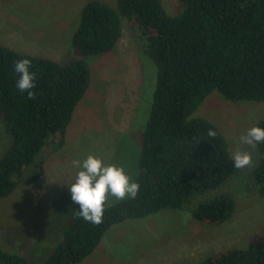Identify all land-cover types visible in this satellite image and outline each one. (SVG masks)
I'll list each match as a JSON object with an SVG mask.
<instances>
[{
	"label": "trees",
	"instance_id": "1",
	"mask_svg": "<svg viewBox=\"0 0 264 264\" xmlns=\"http://www.w3.org/2000/svg\"><path fill=\"white\" fill-rule=\"evenodd\" d=\"M180 2L182 12L169 15L161 0H115L113 5L89 0L71 37L79 57L64 64L0 45V119L12 139L0 157V199L19 183L28 187L43 176L38 156L45 147L51 152L63 148L73 112L91 85L85 58L111 53L123 23L137 33L157 69L134 179L139 193L106 203L99 225L78 218L76 204L60 241L40 264H81L110 227L161 210L190 212L192 220L210 227L235 212L236 190L224 189L242 170L234 167L221 130L195 112L214 91L228 101L264 102V0ZM24 58L36 73L34 99L16 87L14 66ZM252 127L264 128V118ZM209 130L217 136L210 138ZM256 151L258 163L249 175L264 202V144ZM194 199L201 200L190 208ZM0 264L29 262L0 245ZM200 264H264V234H252L244 248L215 252Z\"/></svg>",
	"mask_w": 264,
	"mask_h": 264
},
{
	"label": "rangeland",
	"instance_id": "2",
	"mask_svg": "<svg viewBox=\"0 0 264 264\" xmlns=\"http://www.w3.org/2000/svg\"><path fill=\"white\" fill-rule=\"evenodd\" d=\"M88 1H0V45L67 63L79 57L71 48V37ZM102 1L108 5L115 2ZM161 2L169 15L184 8L180 0ZM125 26L123 23V35L111 53L85 58L91 68V85L73 112L63 148L51 152L45 147L40 152L43 176L28 187L19 183L9 196L0 199V245L29 264H40L46 258L74 214L76 203L68 187L81 169L72 166L73 160L94 155L106 165L123 167L133 180L139 173L141 134L149 116L157 69L137 33ZM195 115L221 130L232 156L236 151L252 154V166L241 169L239 177L229 180L224 189L236 190L231 218L210 227L192 220L190 212L188 216L161 210L126 220L110 227L81 264H200L215 252L244 248L252 234H264V202L249 175L258 163V152L240 141L264 118V102L228 101L214 91ZM11 143L0 119V157ZM200 200H192L190 208ZM119 201L109 196L107 205Z\"/></svg>",
	"mask_w": 264,
	"mask_h": 264
},
{
	"label": "clouds",
	"instance_id": "3",
	"mask_svg": "<svg viewBox=\"0 0 264 264\" xmlns=\"http://www.w3.org/2000/svg\"><path fill=\"white\" fill-rule=\"evenodd\" d=\"M30 68V59L16 61L14 71L19 74L16 87L20 92H27L29 99H34L36 94L32 89L36 86V73L30 71ZM207 135L215 138L217 132L209 130ZM240 141L254 150L257 145L264 144V128H250L240 137ZM261 159H264V156ZM233 161L237 169L251 167L252 154L248 151H236ZM72 166L81 170L77 172L75 182L69 191L72 201L80 206V210L75 215L86 222L97 225L102 223L109 196L117 200L135 199L139 193V183L135 182L123 167L115 164L106 165L100 157L88 155L83 161L73 160Z\"/></svg>",
	"mask_w": 264,
	"mask_h": 264
}]
</instances>
